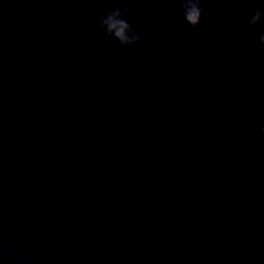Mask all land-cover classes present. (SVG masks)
Here are the masks:
<instances>
[{"label": "water", "instance_id": "obj_1", "mask_svg": "<svg viewBox=\"0 0 264 264\" xmlns=\"http://www.w3.org/2000/svg\"><path fill=\"white\" fill-rule=\"evenodd\" d=\"M261 3L0 0V264H264Z\"/></svg>", "mask_w": 264, "mask_h": 264}, {"label": "clouds", "instance_id": "obj_2", "mask_svg": "<svg viewBox=\"0 0 264 264\" xmlns=\"http://www.w3.org/2000/svg\"><path fill=\"white\" fill-rule=\"evenodd\" d=\"M261 4L264 5V0H262ZM203 11L201 0H179V15L189 28L200 27ZM95 23L98 30L105 37L111 38L122 47L135 46L141 40L140 34L134 29L128 17L124 14L122 5L116 6L107 13L98 16ZM247 24L249 27H258L264 24V7L253 10L247 17ZM81 27L79 20L74 21V28L77 34H79ZM255 42L256 46L261 51H264V30L259 31L255 37ZM157 71L163 72V66L158 68ZM257 130L260 136H264V123L258 124Z\"/></svg>", "mask_w": 264, "mask_h": 264}]
</instances>
